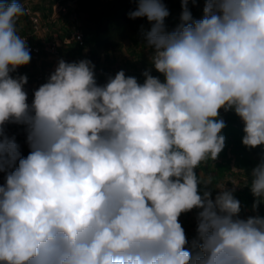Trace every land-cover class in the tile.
I'll return each instance as SVG.
<instances>
[{
	"label": "clouds",
	"instance_id": "9594fccd",
	"mask_svg": "<svg viewBox=\"0 0 264 264\" xmlns=\"http://www.w3.org/2000/svg\"><path fill=\"white\" fill-rule=\"evenodd\" d=\"M136 3L163 79L121 70L99 85L90 60L61 59L29 104L27 75H11L31 61L25 9L0 0V264H264V216L241 218L226 183L201 192L213 178L195 171L225 147L221 110L245 146L264 145V0H204L197 20L181 0L172 31L163 0ZM8 124L24 126L27 156ZM251 177L256 210L264 159ZM194 209L189 241L179 217Z\"/></svg>",
	"mask_w": 264,
	"mask_h": 264
},
{
	"label": "rangeland",
	"instance_id": "374dc122",
	"mask_svg": "<svg viewBox=\"0 0 264 264\" xmlns=\"http://www.w3.org/2000/svg\"><path fill=\"white\" fill-rule=\"evenodd\" d=\"M29 1L34 7H37L39 9L42 15L45 14L43 15L45 19V23H44L45 26H47L48 24V27L50 26V28L56 27V24H53V20L57 18L58 9L52 14L48 13V11L50 10L49 0H29ZM86 2L90 3L96 8H102L106 3L105 0H86ZM190 4L196 9L204 8V0H197L196 3H192L190 1ZM76 9L83 23L82 26H84L85 23L84 20L88 18L91 9L81 7L78 2ZM152 51L153 50L148 46L146 48L143 47L133 48L129 42H125L124 49L122 51L116 53H110L109 55L102 56L98 60L97 64L98 67L104 70L112 69L116 72L123 70L126 76L136 77L138 82L140 83H143L145 79L142 73L146 70H150L153 76H159L161 79H163V76L160 73H158L155 70L154 66L151 64V62H149L150 59L146 57L147 55L146 53ZM76 55L77 54L75 53V49L71 47L64 50L60 58L44 56L42 59H40V67L42 68L45 79L48 80L50 74L54 72L59 60L63 59V57L65 58L71 57V61L69 62H75ZM32 72L33 73L29 71V67L23 66L16 69L13 73H11V75L13 77H18L20 75H27L29 80L31 74L33 75L35 71ZM96 80L98 82V79ZM227 115L233 116L236 114L233 111L224 112L223 110H221L220 117L222 119H224ZM239 122L243 124L240 118H239ZM5 131L6 134L9 137H11L10 131L7 130V128H5ZM16 142L20 145L21 154L23 156H27L29 152V148L26 143V140L16 141ZM228 158L229 159L227 161L225 159H222V157L218 156V158L215 161L208 160L207 162L202 163L200 167H198L195 170L198 176L202 174L205 177L211 176L213 178L212 184L208 185L207 189L203 184H201L200 186L201 192H203L204 190H210L213 199L220 191L218 188H216V186L222 183H226L227 189L229 190L234 189L233 193L239 190H243V191L250 190V184L252 179L251 172L261 162V160L264 159V145L252 148L248 154L247 159L238 160L232 154H228ZM4 175L5 174L0 173V183L4 182ZM231 180L236 181L237 184L233 185L230 182ZM254 199L256 200L255 197ZM259 207L260 208L254 210L250 206L248 208H245L241 203L240 216L242 217L245 214H248L253 211H261L262 213H264V202H261L259 204ZM197 211L198 210L194 209L191 212L182 214L179 217V221L182 224L183 228L185 229V232L189 240L191 239V236L196 234Z\"/></svg>",
	"mask_w": 264,
	"mask_h": 264
},
{
	"label": "trees",
	"instance_id": "16d2710c",
	"mask_svg": "<svg viewBox=\"0 0 264 264\" xmlns=\"http://www.w3.org/2000/svg\"><path fill=\"white\" fill-rule=\"evenodd\" d=\"M24 0H19L22 4ZM68 0H61L65 2ZM188 3L194 20L201 19L203 9H196ZM81 7L91 9L89 16L85 19L82 30L85 37V45L90 48L93 59L98 62L102 56L110 53L120 52L124 49L125 42H129L133 48L147 47L145 35L151 29L152 22L146 17L131 18L130 13L138 7L136 0H105L102 8H96L86 0H77ZM165 7L169 11V15L165 18L164 25L166 30H174L181 21L182 4L181 0H163ZM59 0H49V11L52 14L58 9ZM35 10L39 9L35 7ZM45 15V14H43ZM82 22V21H81ZM83 24V23H82ZM225 127L220 133L225 137V147L219 154L222 159L228 161V154H232L238 160L247 159L252 148L242 143L244 136V124L239 122L237 115H227L224 119ZM240 200L245 208L249 206L253 209L255 202L254 196L250 190H239L233 193ZM260 208V207H258ZM261 210V209H260ZM260 212V216L264 213ZM191 236V241L193 239Z\"/></svg>",
	"mask_w": 264,
	"mask_h": 264
},
{
	"label": "built area",
	"instance_id": "2783aa9c",
	"mask_svg": "<svg viewBox=\"0 0 264 264\" xmlns=\"http://www.w3.org/2000/svg\"><path fill=\"white\" fill-rule=\"evenodd\" d=\"M59 1L58 15L53 20V24H56L54 28L48 27V24L47 26L44 25V16L40 11L35 10V7L29 0L22 2L25 15L17 21V30L18 34L26 39L27 46L30 49L31 61L26 66L29 67L31 73L35 71L33 75L31 74L28 83L24 86L28 94L29 104L32 102L34 91L47 82L40 67V59L44 56L60 58L64 50L73 47L77 54L75 62L87 59L95 65L94 72L99 85L105 84L109 77H114L117 73L112 69L104 70L98 67L97 62L90 53V48L85 45L82 22L76 9L77 0ZM63 60L69 62L71 61V57H63ZM5 128L10 131L11 137L14 136L16 141L26 140V132L23 125L8 124ZM255 215H260V212L253 211L245 214L241 218Z\"/></svg>",
	"mask_w": 264,
	"mask_h": 264
},
{
	"label": "crops",
	"instance_id": "0c3cea01",
	"mask_svg": "<svg viewBox=\"0 0 264 264\" xmlns=\"http://www.w3.org/2000/svg\"><path fill=\"white\" fill-rule=\"evenodd\" d=\"M147 55H146V57L149 59V57H150V55L152 54V52H147L146 53ZM145 56V55H144ZM150 62V61H149Z\"/></svg>",
	"mask_w": 264,
	"mask_h": 264
}]
</instances>
